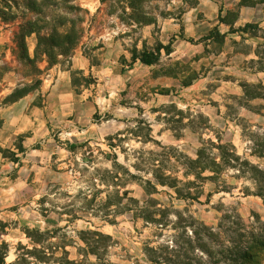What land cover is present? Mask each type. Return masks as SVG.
<instances>
[{"label":"rangeland","instance_id":"1","mask_svg":"<svg viewBox=\"0 0 264 264\" xmlns=\"http://www.w3.org/2000/svg\"><path fill=\"white\" fill-rule=\"evenodd\" d=\"M72 29L70 54L36 56L37 32ZM16 89L26 94L10 102ZM0 92L6 264L34 246L27 227L60 228L78 261L79 233L103 232L116 264H152L151 248L172 256L176 244L182 262L210 264L189 250L201 223L264 230V0H0ZM199 154L197 177L187 163ZM158 162L199 196L159 185L162 225L135 216ZM117 191L139 203L118 207Z\"/></svg>","mask_w":264,"mask_h":264},{"label":"trees","instance_id":"2","mask_svg":"<svg viewBox=\"0 0 264 264\" xmlns=\"http://www.w3.org/2000/svg\"><path fill=\"white\" fill-rule=\"evenodd\" d=\"M253 26L254 25L252 24H248L246 30L253 28ZM37 33L38 44L36 48V56L43 54L50 60H53L58 54L63 56L70 54L77 46L81 37L80 33L75 29L64 33L56 31L49 36L42 35L40 32ZM24 44L26 51L24 57L30 60L31 58L28 54L26 43L24 42ZM55 49L58 53H56V51L54 52ZM139 59L141 62L151 65L157 61L158 56L155 54L144 53ZM250 91L248 90V93H250ZM25 94L26 91L16 89L10 96V102L17 101ZM259 95L261 96L260 93ZM76 147V145H71L72 149ZM236 159L238 158L236 157ZM189 160L190 162H186L189 169L188 171L194 172L197 177L200 176V171L202 169L208 167L202 162L203 156L201 154L195 159ZM116 165L120 164L116 163ZM152 174L156 183L152 180H143L144 189L148 195V198L143 205L137 204L139 201L136 199L127 198L126 192L121 195L119 194V191H117L114 196L117 197L118 207L126 208L130 201H134L138 206L135 214L136 217H142L147 223L162 225L165 224L167 216L164 212H160L161 209L156 206V202L150 197L153 193L159 191V185L173 188L179 197H190L194 200L198 199V194L194 192L195 183L193 181L184 182L171 176V174H168L166 170L163 169L160 162L156 164V168L152 171ZM113 176L118 177L117 173ZM111 199L112 196H108L106 202L101 204L99 209L110 211L109 209L113 204ZM115 212H118V210H115ZM107 213L108 212H106V214ZM106 219H108L107 221L109 222L113 221V219L109 217H106ZM0 225V234H2L5 232V224L0 222ZM24 231L34 246L30 249H26V252L20 253L16 264H28V258H34L36 262H38L37 264H85V260L90 256H95L96 261L94 264H116L105 258L109 247L113 243V238L103 232L88 229L82 230L79 233L80 242L77 249L78 254H80L82 258L78 261L69 257L70 252L67 249V245L62 242V240H59L58 235L60 228L40 230L27 227ZM193 234L194 238H189V250H192L193 252L200 250L203 255L199 256L196 254L195 257L199 258V260L201 259V261L203 260L204 255L208 258L210 264H261L264 260L262 259V256L264 255V230L260 229V227H256L255 229L252 228L249 232L244 233L235 229L218 231L217 229H214L213 226L201 223L199 227L194 228ZM213 243L218 245L217 249L212 248ZM178 247L180 248V246L176 244V248L173 247L171 249V252H173L172 256L167 254H161L162 256H159L158 252L151 248L150 250H152L153 256L150 258V261L152 264H191L192 261H195L196 258H190L189 262H182V260H180ZM8 252V242L2 241L0 243V264H6Z\"/></svg>","mask_w":264,"mask_h":264},{"label":"crops","instance_id":"3","mask_svg":"<svg viewBox=\"0 0 264 264\" xmlns=\"http://www.w3.org/2000/svg\"><path fill=\"white\" fill-rule=\"evenodd\" d=\"M5 86V85H4ZM3 89H6L5 87L4 88H2V92H3ZM11 89H6V91L8 92V91H10ZM0 94H1V92H0ZM261 264H264V260L261 262Z\"/></svg>","mask_w":264,"mask_h":264}]
</instances>
